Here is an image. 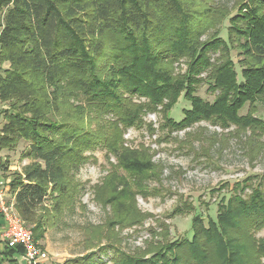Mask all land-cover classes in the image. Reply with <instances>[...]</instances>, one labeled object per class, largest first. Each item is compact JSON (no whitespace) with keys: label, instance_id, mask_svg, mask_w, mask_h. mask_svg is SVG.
<instances>
[{"label":"trees","instance_id":"obj_1","mask_svg":"<svg viewBox=\"0 0 264 264\" xmlns=\"http://www.w3.org/2000/svg\"><path fill=\"white\" fill-rule=\"evenodd\" d=\"M203 85L213 101L198 95ZM69 91L128 125L140 121L145 108L160 107L174 130L205 121L263 133L257 114L264 105V0H240L234 9L216 0H0V102L9 104L0 151L29 143L22 158L32 163L11 174L9 191L37 243L43 237L38 210L51 196L60 202L70 195V171L101 140L81 121L59 120ZM134 96L147 105L132 104ZM179 100L189 108L176 121L171 112ZM129 153L124 164L132 169L136 158ZM132 164L142 174L144 163ZM2 167L9 170L7 163ZM244 187L222 198L217 221L206 226L204 217H195L191 239L170 241L150 257L113 247L108 262L104 248L65 264H247L249 248L240 237L246 226L264 225V181L248 196ZM5 226L0 213V264H18L24 250L1 238Z\"/></svg>","mask_w":264,"mask_h":264},{"label":"rangeland","instance_id":"obj_2","mask_svg":"<svg viewBox=\"0 0 264 264\" xmlns=\"http://www.w3.org/2000/svg\"><path fill=\"white\" fill-rule=\"evenodd\" d=\"M239 2L216 0V6L234 9ZM177 66L186 72L184 62ZM236 66L241 75V67ZM202 77L207 78V74ZM198 95L206 101L215 99L208 85H203ZM128 98L134 105H147L146 99L138 96ZM64 100L59 120L81 121L101 140L84 152L85 160L70 171V195H64L60 202L56 201L58 195L51 196L37 212L35 220L42 224L43 235L38 243L49 255L43 264H65L95 251L101 254L104 248V262H108L113 247L133 256L150 257L170 241L191 239L195 217H204L206 226L208 221H217L220 201L239 184H245L248 196L264 181V132L257 129L201 121L178 131L166 126L169 113L160 107L155 111L145 108L141 120L128 125L121 115L95 109L76 93L69 91ZM184 108H189V103L179 100L171 112L176 121L184 117ZM8 109V103L0 102V128ZM259 110L257 115L264 119V105ZM118 136L120 143L115 141ZM111 144L116 152L110 151ZM28 146L21 141L15 150L0 152L1 171H6L2 167L6 163L14 167L12 173L32 163L22 158ZM126 151L130 158H136L132 169L124 164ZM137 161L144 163L142 174L133 170L137 165L132 163ZM191 205L193 210L175 214ZM245 232L240 238L249 248L247 264H264L260 249L264 225L246 226Z\"/></svg>","mask_w":264,"mask_h":264},{"label":"built area","instance_id":"obj_3","mask_svg":"<svg viewBox=\"0 0 264 264\" xmlns=\"http://www.w3.org/2000/svg\"><path fill=\"white\" fill-rule=\"evenodd\" d=\"M8 193L0 187V213L6 224L1 238L7 240L10 248L22 247L24 254L19 258L20 264H42L48 260V252L36 242L32 229L26 226L14 206V197Z\"/></svg>","mask_w":264,"mask_h":264},{"label":"crops","instance_id":"obj_4","mask_svg":"<svg viewBox=\"0 0 264 264\" xmlns=\"http://www.w3.org/2000/svg\"><path fill=\"white\" fill-rule=\"evenodd\" d=\"M0 152H2V151H0ZM23 161H26V159H23ZM28 161H29V159H28ZM29 164H31V163H27V165H29ZM13 168H14L13 166L9 167L8 171H1V168H0V187L3 189H6L9 192L8 193L9 196L11 193L9 190H10V182L12 180L11 174H12ZM20 170L21 169H19V171ZM1 258H2V256L0 255V260H1ZM18 264H20L19 259H18Z\"/></svg>","mask_w":264,"mask_h":264}]
</instances>
